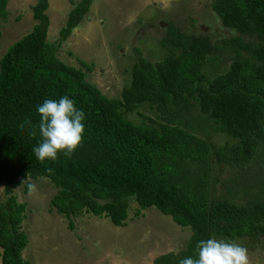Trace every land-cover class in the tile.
Segmentation results:
<instances>
[{"label": "trees", "instance_id": "trees-1", "mask_svg": "<svg viewBox=\"0 0 264 264\" xmlns=\"http://www.w3.org/2000/svg\"><path fill=\"white\" fill-rule=\"evenodd\" d=\"M7 1L0 0V21L8 15ZM90 2L73 3L58 37L48 41L47 0H35L31 28L0 57L1 263L27 264L21 256L27 243L21 229L25 204L13 192L26 179L51 182L56 191L49 209L70 230L83 213L123 226L130 201L136 203V215L154 206L190 230L183 249L160 254L152 264L195 258L198 241L211 235H263L264 0H212L222 25L250 38L229 40L236 54L223 71L209 78L202 72L204 58L220 46L171 21L160 42L167 53L151 61L134 48L128 84L114 97L86 79L92 63L73 57L78 66L69 65L57 55ZM64 95L85 114L83 143L71 157L60 153L57 161L41 163L33 152L42 139L37 105ZM193 102L237 143L216 146L172 124ZM141 103L153 109L156 119L146 117L147 124L127 120L125 113ZM33 126L35 137L29 134ZM29 183H23L25 191Z\"/></svg>", "mask_w": 264, "mask_h": 264}, {"label": "rangeland", "instance_id": "rangeland-1", "mask_svg": "<svg viewBox=\"0 0 264 264\" xmlns=\"http://www.w3.org/2000/svg\"><path fill=\"white\" fill-rule=\"evenodd\" d=\"M64 1L48 0L46 13L51 23L47 29L48 41L57 38L56 30L63 24ZM34 2L7 1L8 15L0 21V57L8 45L31 28L30 7ZM211 3L212 0H93L92 17L99 19L98 23L106 30L102 31L100 26V30L91 27L88 31L75 27L57 55L69 65L78 66L73 55L92 63L90 71L86 72V79L104 95L114 97L123 85L128 84L129 70L136 57L134 48H139L148 60L160 59L168 49L160 43L163 42L164 28L168 22L176 21L184 32L205 34L210 43L222 48L204 58L202 72L208 78L212 77L223 71L235 57V47L229 40L240 34L222 25ZM127 10H133V13L120 19ZM82 25V22L79 23V26ZM240 36L244 41L250 40L249 36ZM224 39L228 40V44L221 45ZM239 53L244 54L243 51ZM79 54L90 55L82 59ZM125 117L133 123L147 124L146 117L156 119L157 116L146 103H141L125 113ZM171 123L216 146L237 143L236 139L221 133L212 120L200 113L194 102L188 111L181 112ZM20 181L13 192L16 201L25 204L21 229L27 238L26 252L23 253L27 264H152L160 254L172 252L170 249H175V252L183 249L191 235L187 227L177 225L154 206L136 215L134 201L129 203L123 226L112 225L105 216L83 213L74 218L75 228L69 230L64 218L46 213L49 198L55 192L51 182L44 178ZM26 181L35 185L34 192L24 190L23 183ZM3 199L0 186V202ZM211 238L236 242L248 250L249 264H264V234L250 232L242 237L211 235Z\"/></svg>", "mask_w": 264, "mask_h": 264}, {"label": "clouds", "instance_id": "clouds-1", "mask_svg": "<svg viewBox=\"0 0 264 264\" xmlns=\"http://www.w3.org/2000/svg\"><path fill=\"white\" fill-rule=\"evenodd\" d=\"M40 115L38 124L41 142L33 148L37 159L57 161L59 154L71 157L83 143L85 114L82 109L75 107L74 100L67 95L59 100L46 99L37 105ZM31 136L35 137L36 127L33 126ZM51 172L52 169L48 168ZM30 192L35 191V185L28 184ZM196 257L181 259L179 264H249L248 250L236 242L223 239L209 238L196 244ZM175 252V249H170Z\"/></svg>", "mask_w": 264, "mask_h": 264}, {"label": "crops", "instance_id": "crops-1", "mask_svg": "<svg viewBox=\"0 0 264 264\" xmlns=\"http://www.w3.org/2000/svg\"><path fill=\"white\" fill-rule=\"evenodd\" d=\"M77 1H79V0H77ZM77 1H74V0H66V2L64 1L63 3H62V5H64V8H65V10L63 11V14H62V18H63V20H62V22L64 23V20H65V18H66V15H67V13H68V11L72 8V4L73 3H75V2H77ZM135 2L137 1V0H134ZM92 2H93V0H91V2H90V4H89V7H88V10L86 11V13H85V15H84V17H83V20L81 21L82 22V26H79V23H81V22H79L75 27H80V29H82V30H84V31H88L89 29H92L91 27H95L96 29H94V30H97L98 29V27L100 26V28L102 29V31L103 30H106V29H103L102 27H101V23H98V21H99V19H94L92 16H93V13H92V8H91V5H92ZM47 9H48V6H49V3H48V0H47ZM93 7V6H92ZM47 9H46V11H47ZM45 11V12H46ZM129 10H127L124 14H122V16H121V18L120 19H123V16H126L128 13L129 14H132L133 13V10H130L129 12H128ZM93 12H95V11H93ZM47 14V13H46ZM48 16V15H47ZM48 19H49V17H48ZM61 22V23H62ZM60 23V24H61ZM50 20H49V24H48V27L50 26ZM63 25V24H62ZM61 25V26H62ZM60 26V27H61ZM59 27V28H60ZM72 28V30H71V32H70V34L69 35H71V33H72V31L74 30V29H76V28ZM100 28L98 29V30H100ZM48 29V28H47ZM49 30V29H48ZM56 32H58L57 30H56ZM47 34H48V32H47ZM68 35V36H69ZM110 36L111 37H113L114 35L113 34H110ZM127 36V35H126ZM57 37H58V35H57ZM56 38H54V40H55ZM119 39V38H118ZM120 39H122V38H120ZM54 40H51V41H54ZM65 41H67V38L65 39ZM64 41V42H65ZM118 41V40H117ZM63 42V43H64ZM84 54H88V53H84ZM90 55V54H89ZM89 55H83V54H79L78 56H80L82 59H85V56H89ZM77 55H73V57H76ZM93 65V64H92ZM55 191H56V189H55ZM20 202H23V201H20ZM47 212V214H50V213H55V211H53V210H50L49 209V206L47 207V210H46ZM50 211H53V212H50ZM55 215H57V216H59V217H61L60 215H58L57 213H55ZM59 217H57L58 219H59ZM63 218V217H62ZM66 221V220H65ZM66 227H67V222H66ZM74 228H75V225H74ZM73 228V229H74ZM72 229V230H73ZM70 230V229H69ZM73 234L75 235V233L73 232ZM78 242V241H77ZM29 245V244H28ZM27 246V243H26V245H25V248H27L26 247ZM24 248V249H25ZM23 249V250H24ZM23 250H21V256L22 257H24V255H23V253H25L26 252V249L23 251ZM0 253H1V249H0ZM0 264H2L1 263V258H0Z\"/></svg>", "mask_w": 264, "mask_h": 264}]
</instances>
